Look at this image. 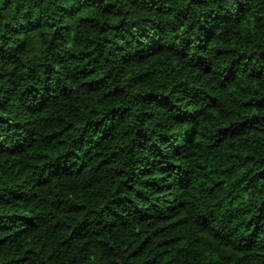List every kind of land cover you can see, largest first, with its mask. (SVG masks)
<instances>
[{
    "label": "trees",
    "instance_id": "1",
    "mask_svg": "<svg viewBox=\"0 0 264 264\" xmlns=\"http://www.w3.org/2000/svg\"><path fill=\"white\" fill-rule=\"evenodd\" d=\"M0 264H264V0H0Z\"/></svg>",
    "mask_w": 264,
    "mask_h": 264
},
{
    "label": "clouds",
    "instance_id": "2",
    "mask_svg": "<svg viewBox=\"0 0 264 264\" xmlns=\"http://www.w3.org/2000/svg\"><path fill=\"white\" fill-rule=\"evenodd\" d=\"M229 3L234 4L235 0H229ZM140 15H147V13L141 12ZM153 15L155 16V14H153ZM164 19H167L168 21H170V23L168 25V38L171 41L172 36H173L172 28H173V26L179 27L180 21L175 19L173 16L164 17ZM133 31H135V29H133Z\"/></svg>",
    "mask_w": 264,
    "mask_h": 264
}]
</instances>
